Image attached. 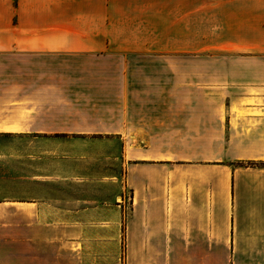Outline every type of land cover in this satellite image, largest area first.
<instances>
[{
	"label": "crops",
	"instance_id": "1",
	"mask_svg": "<svg viewBox=\"0 0 264 264\" xmlns=\"http://www.w3.org/2000/svg\"><path fill=\"white\" fill-rule=\"evenodd\" d=\"M3 139L0 264H264V0H0Z\"/></svg>",
	"mask_w": 264,
	"mask_h": 264
},
{
	"label": "rangeland",
	"instance_id": "2",
	"mask_svg": "<svg viewBox=\"0 0 264 264\" xmlns=\"http://www.w3.org/2000/svg\"><path fill=\"white\" fill-rule=\"evenodd\" d=\"M34 145H23L19 141H14L10 139H3L0 143V177L3 179H18L20 178V168H21V153L22 150L25 149L27 151V148ZM73 145H61V147H64L65 149ZM102 145H95V144H77L76 149L78 153L82 155L81 162L79 163L80 167H85V161L84 158L87 156L86 154L91 155L92 152H95L97 149H100ZM88 157V156H87ZM16 188V186H14ZM4 194L8 195H16L15 189H5L2 187ZM4 196V195H1ZM125 203L127 205V211L130 210V203H131V195L128 194L125 199Z\"/></svg>",
	"mask_w": 264,
	"mask_h": 264
},
{
	"label": "trees",
	"instance_id": "3",
	"mask_svg": "<svg viewBox=\"0 0 264 264\" xmlns=\"http://www.w3.org/2000/svg\"><path fill=\"white\" fill-rule=\"evenodd\" d=\"M262 166H264V164H262Z\"/></svg>",
	"mask_w": 264,
	"mask_h": 264
}]
</instances>
